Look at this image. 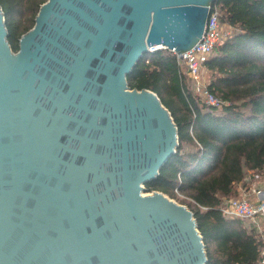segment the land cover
<instances>
[{"label": "water", "instance_id": "1", "mask_svg": "<svg viewBox=\"0 0 264 264\" xmlns=\"http://www.w3.org/2000/svg\"><path fill=\"white\" fill-rule=\"evenodd\" d=\"M216 0H47L16 53L0 5V264H206L193 212L144 195L176 153L151 47L194 48Z\"/></svg>", "mask_w": 264, "mask_h": 264}, {"label": "trees", "instance_id": "2", "mask_svg": "<svg viewBox=\"0 0 264 264\" xmlns=\"http://www.w3.org/2000/svg\"><path fill=\"white\" fill-rule=\"evenodd\" d=\"M47 0H0L14 52ZM222 21L238 29L207 62L210 91L230 102L202 104L193 81L163 49L144 54L127 76L130 89L157 94L178 128L176 153L148 192H161L193 212L205 244L206 264H261L264 240L245 220L227 218L224 200L249 171L264 172V0H216Z\"/></svg>", "mask_w": 264, "mask_h": 264}, {"label": "built area", "instance_id": "3", "mask_svg": "<svg viewBox=\"0 0 264 264\" xmlns=\"http://www.w3.org/2000/svg\"><path fill=\"white\" fill-rule=\"evenodd\" d=\"M210 15L206 24L205 33L197 45L189 51L178 53L171 51L180 67L186 70L193 81L196 95L202 104L222 109L230 102L223 100L210 91L209 69L207 62L211 59L215 48L231 39L238 29L222 21L223 12L220 6H211ZM166 49L164 47H151L153 53ZM168 50V49H167ZM238 197L224 200L221 207L222 214L227 218H238L249 221L264 240V172L249 171L244 179L235 184ZM261 264H264V248L262 250Z\"/></svg>", "mask_w": 264, "mask_h": 264}, {"label": "rangeland", "instance_id": "4", "mask_svg": "<svg viewBox=\"0 0 264 264\" xmlns=\"http://www.w3.org/2000/svg\"><path fill=\"white\" fill-rule=\"evenodd\" d=\"M209 81L211 80V75L209 73ZM152 192H148L146 189L144 190L143 194L144 195H150ZM169 197V196H168ZM238 197V196H237ZM170 198V197H169ZM171 199V198H170ZM174 201H176L177 203H179L177 200L173 199ZM180 204V203H179ZM188 207V206H187ZM189 208V207H188ZM246 224L249 228H254V226L249 222V221H246ZM262 224H264V221H262Z\"/></svg>", "mask_w": 264, "mask_h": 264}]
</instances>
